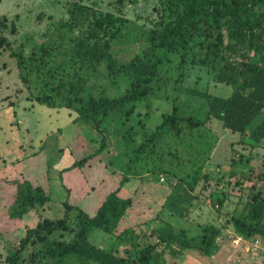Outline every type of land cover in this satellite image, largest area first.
I'll return each instance as SVG.
<instances>
[{
	"label": "trees",
	"instance_id": "obj_1",
	"mask_svg": "<svg viewBox=\"0 0 264 264\" xmlns=\"http://www.w3.org/2000/svg\"><path fill=\"white\" fill-rule=\"evenodd\" d=\"M128 1L118 0L115 11H103L97 2L90 5L84 0H67L66 15L58 20L49 16L41 41L32 33L11 40L5 32L16 37L20 31L14 21L0 14V48L15 60L28 98L50 108L73 109L78 115L76 121H90L99 132H106L101 126L110 119L125 125L142 102H147L150 111L153 90L160 91L158 98L171 100L173 109L162 114L156 127L139 123L127 138L124 135L130 153L122 165L126 179L145 181L158 175L159 186L163 180L170 189L165 207L181 218L201 197L223 207L231 200L225 184L238 188L239 200L233 212H227L222 227L206 224L190 236L185 229L174 233L160 211L141 223L129 220L135 198L123 197L120 187L107 194L95 215L77 208L72 217L73 206L68 202L64 218L48 219L41 213L36 225L27 228L19 243L12 246L14 253L7 256V264H172L166 255L177 256L176 250L170 253L173 244L204 257L215 254L223 228L232 227L244 240L264 239V192L255 185L246 186L252 179V168L248 174L236 169H248V158L235 148L241 144L264 147V0H159L150 27L131 24L124 11ZM45 15L41 13L38 18L43 20ZM130 36L144 42L145 47L123 62L114 45ZM191 66L207 68L216 84L231 86V93L222 97L187 89ZM102 70L111 83L129 80L123 94L109 97L102 90L99 97L85 96ZM183 95L201 98V111H186L180 104ZM183 104L188 107L193 103ZM226 135L237 136L239 141L230 143V160H223L228 161L226 165L215 161V168L210 170ZM224 167L229 172H222ZM213 174L217 177H211ZM257 179L264 182L260 175ZM4 182L12 221L43 211L51 200L44 187L29 180ZM154 222L151 235L158 241H143L141 227ZM97 229L122 243L126 255L116 248L91 243L90 235ZM163 245L156 261L155 254Z\"/></svg>",
	"mask_w": 264,
	"mask_h": 264
},
{
	"label": "rangeland",
	"instance_id": "obj_2",
	"mask_svg": "<svg viewBox=\"0 0 264 264\" xmlns=\"http://www.w3.org/2000/svg\"><path fill=\"white\" fill-rule=\"evenodd\" d=\"M66 1L0 0V14L14 21L20 31L16 37L7 31L5 36L13 40L22 34L32 33L37 41H41V34L49 25V16L58 20L66 15ZM84 1L90 5L97 2L103 11H115L114 5L118 0ZM158 2L159 0H129L124 8L125 15L133 26L150 27L151 20L156 17L155 7ZM41 13L46 14L43 20L38 18ZM131 32L135 34V30L131 29ZM144 47V42H136L134 37L130 36L117 41L114 52L120 61L128 62L140 54ZM9 53L0 48V264H7V256L14 253L12 246L19 243L27 228L36 225L41 213L48 219L64 218L68 202L73 206L72 217L75 216L77 208L83 209L89 215H95L107 194L120 187H123L121 190L123 197L135 198L131 210L132 217L129 218L135 223H141L147 217L153 216V213L160 211L162 219L171 224L174 233L185 229L193 236L203 225L212 224L218 227L224 225L227 212L232 213L239 200L238 188H227L225 184L226 191L231 193V200H227L220 208L213 206L205 197L195 199L188 206L186 216L181 218L169 207H165V199L170 189L164 186L163 180L160 181V185L163 186H159L158 175L152 176V180L145 181L135 177L127 180L124 176L128 174L124 172L122 165L127 163L129 157L127 155L130 154L125 137L127 138L139 123L156 127L162 121V114L170 113L173 109L171 100L158 98L160 91L153 90L151 97L153 107L150 111L147 102H142L137 105L134 115L125 122V125L118 121H114V124L110 119L101 126L106 132H99L90 121H76L78 115L73 109L50 108L28 98L15 60ZM104 73L102 70L101 77L91 81L85 96L99 97L102 90H105L109 97H116L125 92L129 80L118 79L117 83H111ZM185 87L208 91L222 97L228 96L232 91L231 86L216 84L204 66L190 67ZM182 100L184 101L180 104L186 111L190 113L201 111L199 108L201 98L183 95ZM189 101L193 104L185 107L183 102ZM238 141L239 137L228 138L226 135L219 143L213 163L208 169L215 168V161L221 166L226 165L232 150L230 143L235 144ZM136 143H139V139ZM235 148L239 154L248 158V169L246 166L236 169H243V172L248 174L252 168L253 176L246 182V186L255 185L258 190L264 192V182L257 179L258 175L264 177L262 174L264 147L241 144L235 145ZM246 158L243 159L247 162ZM224 159L228 161L225 162ZM220 169L222 172H229L227 167ZM211 177L216 178L217 175L213 174ZM228 178L227 174L225 180ZM28 180L33 185L44 187L51 200L44 206L43 211L40 209V212L30 213L19 221H12L8 217L6 200L8 195L4 181L23 183ZM156 223L141 227L140 230L143 231H140V235L143 241L150 243L158 241L156 235H151ZM90 242L103 248H116L120 250V254L126 255L123 251L125 246L101 230L97 229L91 233ZM216 244L217 251L208 257L194 251L186 252L179 245L173 244L174 251L170 253H175L176 250L180 256L168 252L166 259L172 264H264V239L253 237L244 240L234 233L232 227H227L223 228ZM163 247L164 245L160 246L156 252V261L160 260ZM23 255H27V250Z\"/></svg>",
	"mask_w": 264,
	"mask_h": 264
},
{
	"label": "crops",
	"instance_id": "obj_3",
	"mask_svg": "<svg viewBox=\"0 0 264 264\" xmlns=\"http://www.w3.org/2000/svg\"><path fill=\"white\" fill-rule=\"evenodd\" d=\"M179 255V254H178ZM180 256V255H179ZM183 258V256H181Z\"/></svg>",
	"mask_w": 264,
	"mask_h": 264
}]
</instances>
